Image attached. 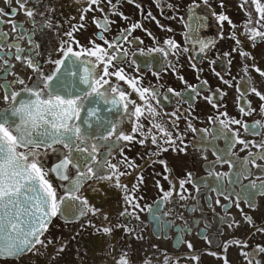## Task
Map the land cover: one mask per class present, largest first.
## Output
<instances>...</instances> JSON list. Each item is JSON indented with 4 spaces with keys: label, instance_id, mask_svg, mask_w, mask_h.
I'll use <instances>...</instances> for the list:
<instances>
[{
    "label": "flooded vegetation",
    "instance_id": "af4514ba",
    "mask_svg": "<svg viewBox=\"0 0 264 264\" xmlns=\"http://www.w3.org/2000/svg\"><path fill=\"white\" fill-rule=\"evenodd\" d=\"M193 3L200 7L191 8ZM27 7L38 10L34 20L19 10L16 0H0V9L7 13L0 15V110L9 107L3 100L6 93L32 87L38 80V74L27 67L29 58L47 75L56 67L48 61L62 57L61 47L79 50L91 47L94 40L107 48L100 35L119 45L115 55L127 51L118 66L139 80L138 86L158 96L145 98L155 117L147 116L145 109L140 133L131 142H121L110 158L126 173L120 183L127 191L112 181L86 182L78 194L100 210L96 215L77 214L73 219L78 202H68V220L59 214L52 218L41 236L44 245L18 255L0 252V264H118L122 258L128 264H225V257L227 264L249 260L264 264V252L258 251L264 247V195L258 189L241 188L264 176V169L249 164V179L237 176L241 162L251 159L249 152H261L257 146L264 143V101L251 90L264 94V77L256 71H264V39L253 42L248 34L252 28H264L255 23L257 13L250 0L247 4L208 0L207 5L202 0H99L96 5L89 0H27ZM219 15H226L231 24L220 21ZM49 21L51 28L45 27ZM13 23L18 25L15 30ZM134 24L140 27L133 29ZM168 40L175 44L168 45ZM155 48L168 55L152 51ZM111 79L144 105L127 84ZM21 96L26 98L24 93ZM113 119L125 134H131L133 125L127 117L120 120L117 113ZM239 140L246 141L247 148ZM44 160L49 168L58 162L52 153ZM256 163L264 165V160ZM189 173L191 181H187ZM49 179L57 194L64 195L62 182L54 175ZM181 181H186L183 187ZM165 192L171 193L166 200ZM125 195L144 209H135L139 220L120 215L126 208L133 211ZM106 227L112 229L110 234L102 231Z\"/></svg>",
    "mask_w": 264,
    "mask_h": 264
},
{
    "label": "snow or ice",
    "instance_id": "6c2138e0",
    "mask_svg": "<svg viewBox=\"0 0 264 264\" xmlns=\"http://www.w3.org/2000/svg\"><path fill=\"white\" fill-rule=\"evenodd\" d=\"M89 2L96 5L99 0H89ZM250 2L258 15L255 23L264 28L262 23L264 3H261V0H250ZM202 3L207 5L208 0H202ZM244 3H249V0H244ZM16 4L29 20H34L38 14V10L34 11L27 7V0H16ZM198 7L200 5L196 3L191 5L193 9ZM0 15L7 13L0 9ZM248 16L249 22H252V14L248 13ZM218 19L228 20L231 24L226 15H219ZM94 23L100 27L98 20ZM12 27L15 30L18 25L13 23ZM45 27L51 28L53 25L49 21ZM139 27V24L133 25V29ZM245 27L247 28V25ZM104 30H107V22ZM248 34L253 42L257 38L264 39V31L256 28L250 29ZM67 35L71 37L72 33L69 32ZM98 39L104 41L107 48L96 44L94 40L90 41L91 47L81 46L79 50L61 47L62 57L48 61L56 67L47 75L42 73L40 66L29 58L27 67L38 74V80L32 87L24 86L19 92L6 93L3 97L9 107L0 110V252L18 255L35 249L36 245H44L41 236L48 230L52 218L59 214L66 221L68 220V202H78L72 213L73 219L77 214L80 217L89 213L96 215L100 210L90 206L88 200L78 194L83 185L90 180L112 181L115 187L127 191V186L120 183V177L126 173L119 171L116 165L110 162V158L121 142H131L135 134L140 133L143 128L141 118H146L145 109L147 116L155 117V109L145 98L150 95L152 99H156L158 93L138 86L140 81L129 77L124 68L118 66L116 62L122 63L128 55L127 51H124L122 56H117L114 53L119 50L118 44L107 41L103 35ZM123 39L127 41L128 37L125 35ZM76 43L79 44L78 41ZM166 43L170 46L175 44L172 40ZM236 43L239 44L240 41L237 40ZM35 47L38 48L39 45ZM152 51L163 53L164 56L168 55L163 48H155ZM141 54H144L142 50ZM240 54L249 55L247 52ZM83 57L93 59L84 60ZM16 59L19 60L21 57L17 56ZM132 63L135 64V61ZM136 67L138 71L139 65ZM81 68H83L82 73ZM256 71L264 77V71L259 68H256ZM112 77L127 84L132 92L144 101V105L141 106L136 99H132L131 93L122 89L118 83L114 84ZM19 83L23 85L24 81L19 80ZM251 90L261 101H264V94L256 91L255 88ZM172 91L169 89V92ZM22 93L26 98L21 96ZM241 111L244 112V109L242 108ZM117 113L120 114V120L127 117L132 123L131 134H125L119 128V121L113 119V115ZM230 123L241 124V121L231 120ZM153 127L159 128L160 125L153 124ZM243 127L248 131L247 125ZM192 130L196 131L194 128ZM165 135L167 136L168 133ZM236 136L238 138V133ZM152 142L156 143L155 137L152 138ZM239 143L245 148L248 146L244 140H239ZM257 147L261 152H249L251 159L246 158L241 162L237 170L238 178L249 179L251 175L249 164L264 169V165L256 163L257 160H264V143ZM19 149L24 150L19 151ZM49 153L56 155L58 160L55 166L50 168L46 167L44 160ZM217 159L221 163H228L229 167H234L231 161L224 160L223 157ZM105 169L109 170L107 174ZM50 175H54L62 182L60 187L64 189V195L57 194L56 187L49 179ZM209 175L217 174L209 171ZM140 179L142 181V178ZM187 181H191V173L188 174ZM185 182L181 181V187ZM241 188L242 191L249 188L258 189L264 195V176H257L256 180H251L249 185L242 184ZM169 195L171 193L165 192L163 199L166 200ZM124 199L133 211H128L126 208L120 215L139 220L135 209L140 211L144 209L139 203L133 202L134 198L125 195ZM225 199H228V196H225ZM217 203L219 204V200ZM236 206L239 207V200ZM148 211L152 213L153 209L149 206ZM104 219H107V216ZM102 231L110 234L112 229L106 227ZM203 238L207 239L206 236ZM187 246L190 249L193 247L191 243ZM258 251L264 252V247H260ZM243 255L248 256V253ZM193 259L198 258L193 257ZM118 264H128V261L122 258ZM225 264H227L226 257ZM248 264H252V261L249 260Z\"/></svg>",
    "mask_w": 264,
    "mask_h": 264
},
{
    "label": "trees",
    "instance_id": "16d2710c",
    "mask_svg": "<svg viewBox=\"0 0 264 264\" xmlns=\"http://www.w3.org/2000/svg\"><path fill=\"white\" fill-rule=\"evenodd\" d=\"M255 16V18H258V15L256 14V15H254Z\"/></svg>",
    "mask_w": 264,
    "mask_h": 264
},
{
    "label": "water",
    "instance_id": "95a60500",
    "mask_svg": "<svg viewBox=\"0 0 264 264\" xmlns=\"http://www.w3.org/2000/svg\"><path fill=\"white\" fill-rule=\"evenodd\" d=\"M27 251H24V252H22V253H20V254H23V253H26Z\"/></svg>",
    "mask_w": 264,
    "mask_h": 264
},
{
    "label": "rangeland",
    "instance_id": "374dc122",
    "mask_svg": "<svg viewBox=\"0 0 264 264\" xmlns=\"http://www.w3.org/2000/svg\"><path fill=\"white\" fill-rule=\"evenodd\" d=\"M261 3H264V0H261Z\"/></svg>",
    "mask_w": 264,
    "mask_h": 264
}]
</instances>
